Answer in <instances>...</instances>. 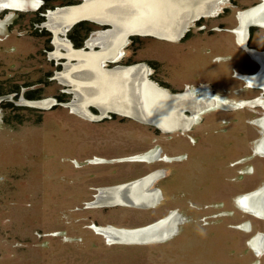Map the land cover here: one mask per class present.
I'll list each match as a JSON object with an SVG mask.
<instances>
[{
    "label": "flooded vegetation",
    "instance_id": "obj_1",
    "mask_svg": "<svg viewBox=\"0 0 264 264\" xmlns=\"http://www.w3.org/2000/svg\"><path fill=\"white\" fill-rule=\"evenodd\" d=\"M26 1L25 6L28 8L26 12L37 13L43 19L40 24L46 28L45 21H47L48 11H54L58 7L53 5L52 8L50 4L52 0ZM33 1L35 7L30 4ZM65 1L67 4L59 5V8L78 6L84 0H55L56 4ZM220 1H225V3L220 6L219 10L209 16L195 18L176 39L130 35L121 47L119 57L105 62L106 68L142 65L145 68L144 82L141 84H152L165 94L174 97L183 95L184 98L193 101L196 99H204V102L209 103L212 101V104L206 103L207 106L186 108L183 111V116L193 117L191 124L184 118L185 122L182 125L172 126L170 130L162 129L147 120H139L111 110L107 111L106 116L95 118L96 120L87 119L72 112L67 103L72 101L73 95L66 90L67 84L57 79V73L63 72L65 63L70 60L75 61L73 57L68 60V56H65L67 47H58L60 56H57L53 74L47 79L49 83L45 84L46 81L41 75V72L46 73L49 70V66L45 63L46 69L44 70L45 64L40 61L38 71L42 70L33 82H29L30 80L25 79L24 76L13 77L12 80L10 77L0 79L1 82L12 85L8 89L0 90V103L12 96L20 98L18 102L20 104L22 99L25 102L51 101L44 107L22 103L25 106L24 110L34 111V114L30 113L25 117H21L19 109L15 107L20 105L11 102L12 104L9 105L12 110L9 115L11 120L9 122L4 119L3 127L13 130L20 124L27 123L28 120H30L28 123L40 124L46 111L62 107L90 123L102 124L110 121L124 124L122 128L125 129V134L129 133L131 137L140 138L141 143L146 142L145 147L130 155L108 160L94 156L89 160L91 164L111 163L115 160L128 162L130 166L136 164L139 165L138 168L141 167V170L146 169L145 172H138V175L125 182L90 187L88 193L91 194V198L81 206L72 205V201L67 202L64 197L79 200L87 193L80 187V190L76 189L72 192L65 190L62 196H57L58 199L65 201L59 202L55 207L56 211L58 209L60 212L68 211L67 209L80 210L81 207L85 210L100 209L107 212L124 207L126 209L123 213L133 209L137 213L146 212L153 215L157 210L166 207V199L175 201L180 197L179 199L183 201L181 204L178 202L179 205L166 208L165 211L160 210L163 212L161 215L159 211L156 217L153 215L155 217L153 220L134 227L115 226L109 223L102 225L90 219L91 222L87 227L92 234L99 236L98 240H102V243L111 251H117L120 248L133 251L139 249V253L146 257L144 263L162 264L158 257H165L166 263L169 264H190L191 258H194V264L201 259L219 264L220 257L223 264H264V245H262L264 244V206H262L264 203V0ZM3 8L6 9L0 11V21L6 19L8 27L14 24L17 15H6L7 12L24 14L23 11L26 10ZM75 22L72 21L67 27L58 31L57 38L67 42L69 51H84L88 49L86 44L91 41V36L98 30L96 28L104 26L92 23L91 20ZM88 22L95 26L93 30L90 29L91 26L82 27L81 36L75 34L72 29L74 26L77 29L80 28L78 26L91 25ZM88 29L91 30L89 35L87 34ZM48 31L53 33L50 29ZM25 35L31 36L30 34ZM5 36H11L9 30ZM53 36L55 37L54 33ZM154 41L156 44L176 48L171 50V55L168 57L169 65L156 60L153 56L150 58L144 56L146 44ZM125 48L128 50L127 54L123 50ZM11 52H13L12 49ZM29 55L36 57L35 53H28L27 56ZM181 57H184L185 64L176 65ZM181 67H184L185 72L188 73L186 80H183L185 76V78H176L182 71ZM181 81L186 82L181 84ZM20 83L27 87L25 91L19 89ZM50 84H55L57 89L54 93L48 94L46 88ZM44 91L47 94L44 95ZM200 107H203V110ZM1 108L6 109L5 103L1 104ZM88 109L94 115L100 114L93 105H89ZM191 110L196 111L197 114ZM127 122L133 123L131 129L127 127ZM164 141L167 143L173 141L177 144L174 153L168 154L162 143ZM43 155L46 157V154ZM53 172L54 176L51 177H55L58 168ZM60 178L68 182L81 179V177L70 178L61 174ZM145 179L149 185L146 189L154 191L159 197L155 203L138 204L131 202L129 198L121 203H104L110 201L109 198L95 205L99 194L108 196V191L115 188L117 192L122 188L125 191L128 184L133 183L134 185ZM160 182H166L167 187H164L163 183L160 185ZM172 215H178L180 220L176 221L178 217L174 218ZM163 218H173L175 226L171 231L172 234H164L165 238L163 237L162 240L145 243H140L142 241L112 242L104 234L106 233L113 240L111 229H117V232L119 229H140L158 224ZM39 233L42 235L39 238L43 239L42 246L47 247L46 242L48 241L44 240L48 237L47 233ZM66 233L65 230L59 229L58 233L51 235L59 234L64 238ZM75 240H87V238L70 239L71 242ZM94 244L92 245L91 242V247L96 249L98 246ZM23 247L27 248L26 245ZM150 252L153 256L149 255ZM190 256L192 257L189 258Z\"/></svg>",
    "mask_w": 264,
    "mask_h": 264
},
{
    "label": "rangeland",
    "instance_id": "obj_2",
    "mask_svg": "<svg viewBox=\"0 0 264 264\" xmlns=\"http://www.w3.org/2000/svg\"><path fill=\"white\" fill-rule=\"evenodd\" d=\"M21 2V7L11 8H18L21 11L26 9L23 11L25 12L24 14L6 13V15H17L13 25L8 27L6 19L0 21V79L10 77L12 80L13 77L24 76L25 79L30 80L29 82H33L42 70L38 71L40 61L49 66V70L46 73L41 72L46 84L50 82L47 79L53 74L55 62L58 58L52 56L53 52H51L56 49L53 41L54 36L53 33L48 31V27H46L47 30L40 24L43 19L37 13L26 12L28 9L25 6L27 1L21 0ZM30 4H32V7H35L34 1ZM50 4L53 8V5L60 7L59 5H65L67 2L56 4L55 0H52ZM5 9L0 8V11ZM216 11L214 10L212 14ZM88 26L91 25L78 26L80 28L77 29L74 26L72 29L80 37L82 27ZM108 27L98 26L96 29L104 31ZM6 29L7 32L9 30L11 36H5V33H7ZM90 29L93 30V28ZM90 29H88L87 34L91 32ZM96 32L91 37H94L97 34ZM19 34H22V36H19ZM25 34H30L31 36ZM127 44L129 45V43ZM86 46L89 50L101 49L99 48L100 45L97 44L94 45L97 49L94 46L91 49L88 44ZM11 49L13 52H11ZM144 49H146L145 52L144 50L142 52L145 53L144 56L146 58L153 56L156 60L167 65L171 50L176 48L170 45L156 44L154 41L146 44ZM123 50L125 54L128 53L127 48ZM48 52L51 53L49 54ZM28 53H35L36 57L27 56ZM75 62L76 59L71 63ZM46 64L43 66L44 70L46 69ZM184 64L185 59L181 57L176 65ZM181 69L180 75L176 76V78L186 77L183 79L186 80L188 73L185 72L184 67H181ZM202 77L204 78L203 75ZM25 79L20 80L23 81ZM52 82L56 83L55 81ZM184 82L186 81H181V84ZM9 84L0 81V90L10 88L12 85ZM55 86V84L47 85L46 90L48 94L56 91L57 86ZM18 87L23 91L27 89L22 83ZM66 88L68 92L72 93L74 99L75 95L73 91L68 86ZM45 94L47 92L44 91ZM140 95H143L142 90ZM19 99L12 96V98H7L5 102L2 101L0 103V264H149L144 263V261L146 262V257H143L139 253V249L133 251L120 248V250L111 251L108 246L102 243V240H98L99 236L91 233L87 225L91 222L90 219L102 225L107 223L127 227L141 225L153 220L160 210L165 211L167 210L166 208L181 204L183 201L179 199L180 197L176 198L175 201L177 202L166 199V207H162V209L154 212L153 215L155 217L152 213H140L139 211L137 213L133 209L128 210L131 212L127 211L128 213H123L126 209L124 207L111 209L107 212L100 209L85 210L84 207H81L80 210L71 211L67 209L68 211L60 212L58 209L56 211L55 208L59 202L65 201L57 197L58 195L62 196V192L65 190L72 192L76 189H83L87 194L79 200L64 197L67 202L72 201V205L79 204L81 206L82 203L84 204L85 201L91 198V194L88 193L90 187L125 182L138 175V172H145L146 169L141 170V167L138 168L139 165L136 164L130 166L128 162L115 160L111 163L97 162L91 164L89 160L94 156L108 160L130 155L145 147L146 142L141 143L139 137L137 139L136 136L131 137L129 133L125 134V129L122 128L124 124L121 125L110 121L102 124L90 123V121L82 119V117L87 119L89 117L83 114V116L81 115L82 117L77 116L80 113L70 108L77 115L71 114L66 108L62 107L46 111L40 124L28 123L30 121L28 120L27 123H22L13 130L3 127L2 121L4 119H7L9 122L11 120L9 116L12 112L9 107L12 104L11 102L20 105L15 107L19 109L21 117L29 116L30 113L34 114L33 110H24L25 106L22 105V102L21 104L18 103ZM2 103H5L6 109L1 108ZM195 118L197 117L195 116ZM131 125L133 123L127 122L129 129H131ZM162 143L168 154L175 152V148H177L175 142L167 143L164 141ZM43 154H46V157ZM57 168L58 173L55 174V177H51L54 176L53 171ZM60 174L69 176L70 178L81 177V179H74L76 181L68 182V180H60ZM87 175L89 177H86ZM53 179L55 180L53 181ZM162 183L164 187H167L166 182ZM162 183L160 182L159 184L162 185ZM52 194L53 196H51ZM101 203L103 201L95 202V205ZM162 211L159 212L160 215L163 213ZM59 229L67 232L64 238L59 234L56 236L51 235L55 232L58 233ZM39 232L47 233L48 237L44 238V240L48 241L46 242L47 247L42 246L43 239L42 237L39 238L41 235ZM104 234L110 241L120 242L111 240L109 235ZM84 237L87 240L70 241L71 238L83 239ZM91 238L95 241L93 242ZM91 242L92 245L95 243L98 247L93 249ZM24 245L27 248L23 247ZM19 247H21V250L18 249ZM216 251L218 252L217 247ZM149 255L153 256L151 252ZM158 259L162 261V264H169L166 263L167 259L165 257H158ZM190 264H194V258H191ZM195 264L214 263L201 259V261L195 262ZM219 264H223L220 257Z\"/></svg>",
    "mask_w": 264,
    "mask_h": 264
},
{
    "label": "bare ground",
    "instance_id": "obj_3",
    "mask_svg": "<svg viewBox=\"0 0 264 264\" xmlns=\"http://www.w3.org/2000/svg\"><path fill=\"white\" fill-rule=\"evenodd\" d=\"M220 2V0H84L78 6L58 7L54 11H48L45 25L55 35L53 41L56 49L52 56H60L58 47L61 46L67 47L65 56L69 57L68 60L71 57L76 59L73 64L70 63L71 60L65 63L63 72L57 73L58 80L67 84L75 95V98L67 105L80 115L83 114L89 118H99L111 110L133 118L136 117L139 120H147L162 129L182 125L185 122L184 118L191 124L193 117L183 116V111L186 108L194 109L202 105L207 106L206 103L212 104V101L209 103L204 102V99L189 100L183 95L177 97L170 96V94L164 95L159 92L158 88L152 87L146 82V85L141 84L144 82L145 68L142 65L106 68L105 62L119 57L121 47L128 35L131 34L130 31H148L158 36L173 38L181 31V26L187 27L188 23L196 17L209 16L214 10H219L220 4L225 1ZM21 3V0H0V8L21 7ZM81 19L111 24L107 30H98L97 34L91 37V41L88 42L91 49L97 44L100 45V50L69 51L67 42L58 40V31L67 27L72 21L77 23ZM141 90L142 96L140 95ZM21 102L41 107H44L48 102L51 103V101L25 102L23 99ZM89 105L96 107L100 114H92L88 109ZM200 108L203 110V107ZM191 111L197 114L196 111ZM145 181L146 179L127 186L125 191L123 188L118 192L116 188L112 191L107 190L108 196L99 194L96 202H102L103 199L107 201L110 198V201L107 202L121 203L129 198L131 202L138 204L155 203L159 197L154 191L146 189L144 194L141 191L148 185ZM172 216L178 217V215ZM179 220L180 217L176 219V221ZM174 223L173 218H165L158 224L156 223L157 225L153 224L140 229H119L118 232L117 229L111 230L114 241L148 242L162 240L164 234H172Z\"/></svg>",
    "mask_w": 264,
    "mask_h": 264
},
{
    "label": "water",
    "instance_id": "obj_4",
    "mask_svg": "<svg viewBox=\"0 0 264 264\" xmlns=\"http://www.w3.org/2000/svg\"><path fill=\"white\" fill-rule=\"evenodd\" d=\"M211 1V0H210ZM215 1V0H214ZM84 2V1H83ZM82 2V3H83ZM81 3V4H82ZM83 20H88V19H81V20H79V21H83ZM91 22L92 23H95V24H97V25H101V26H111V24L110 23H108V22H101V21H93V20H91ZM74 25V24H73ZM71 27V26H70ZM181 31L178 33V35L176 36V37H173V38H171V37H162V36H158V35H155V34H153V33H151V32H148V31H143V32H141V31H130L131 32V34H129L128 36H130V35H148V36H155V37H159V38H163V39H176L177 37H179L180 35H181V33L183 32V30L186 28V27H183V26H181ZM114 58H112V59H109V60H113ZM149 85H151L152 87H155V88H157L156 86H154V85H152V84H149ZM159 92L160 93H162V94H164V95H166L165 94V92L164 91H162V90H159ZM131 185H133V183H130V184H128V186H131ZM107 204H112V203H109V202H106Z\"/></svg>",
    "mask_w": 264,
    "mask_h": 264
},
{
    "label": "crops",
    "instance_id": "obj_5",
    "mask_svg": "<svg viewBox=\"0 0 264 264\" xmlns=\"http://www.w3.org/2000/svg\"><path fill=\"white\" fill-rule=\"evenodd\" d=\"M145 190H146V188H142V190H141V191H142V193H143V194L145 193V192H144Z\"/></svg>",
    "mask_w": 264,
    "mask_h": 264
},
{
    "label": "trees",
    "instance_id": "obj_6",
    "mask_svg": "<svg viewBox=\"0 0 264 264\" xmlns=\"http://www.w3.org/2000/svg\"><path fill=\"white\" fill-rule=\"evenodd\" d=\"M95 26L91 24V28H94Z\"/></svg>",
    "mask_w": 264,
    "mask_h": 264
}]
</instances>
